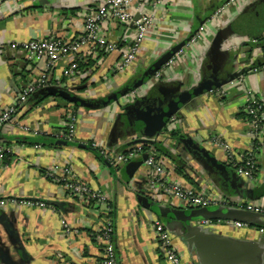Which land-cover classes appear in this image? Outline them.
Returning <instances> with one entry per match:
<instances>
[{"label":"crops","instance_id":"0c3cea01","mask_svg":"<svg viewBox=\"0 0 264 264\" xmlns=\"http://www.w3.org/2000/svg\"><path fill=\"white\" fill-rule=\"evenodd\" d=\"M102 0H0V112L14 104L27 84L45 74L47 86L65 89L85 100L99 102L135 82L158 59L188 39L172 62L163 66L157 80L142 86L143 95L95 108H73L41 89L19 104L10 121L0 124V198L43 202L46 207L8 205L0 207V264H100L99 232L112 222L113 244L118 264H167L153 234V221L162 219L146 209L142 197L161 205L189 211L166 194H152L147 186V168L142 154H153L169 181L204 190L230 202L252 201L264 207V136L255 153L259 166L253 180L239 176L227 162L222 148L209 144L213 135L237 154L249 151L246 120L241 109L244 90H251L264 104V40L262 0H164L141 9L151 17L150 27L136 59L123 72L113 66L133 29L105 20L99 34L115 46L109 51L82 47L61 58L52 67L45 59L29 61L13 43L31 39H77L84 18ZM220 15L214 17L216 10ZM202 27L201 37L189 43ZM255 41V42H254ZM76 64L73 76L67 72ZM238 74L222 86L226 95L208 92L185 104L165 128L145 139L139 130V98H167L196 85L207 76ZM44 87V88H45ZM144 104V103H143ZM69 115L76 118L71 141L61 135ZM174 133V135H171ZM201 144L226 170L216 169L185 142ZM141 140L146 142L141 143ZM66 142L63 144L61 142ZM94 144V146H92ZM148 144L150 148L132 161L113 165L105 158ZM131 172V162H140ZM68 167L71 175L103 192L104 203L85 201L51 182L46 173ZM202 231L257 243L262 252L255 264H264V236L260 226L234 228L193 220ZM166 228V227H165ZM172 244L181 264H199L195 248L180 225L169 227Z\"/></svg>","mask_w":264,"mask_h":264},{"label":"built area","instance_id":"2783aa9c","mask_svg":"<svg viewBox=\"0 0 264 264\" xmlns=\"http://www.w3.org/2000/svg\"><path fill=\"white\" fill-rule=\"evenodd\" d=\"M163 1L164 0H102L100 5L84 18L81 34L77 39H31L20 43H13L10 47L23 51L25 57L29 61L36 62L40 59H45L48 67H52L61 58L78 53L82 47L87 46L92 50L100 51L114 49L115 46L108 43L106 39L99 34L100 25L105 20L112 19L117 23L124 24L128 28L133 29L132 37L126 40L125 45L120 49L119 58L113 66L114 71L123 72L136 59L142 41L151 24L150 15L142 13L141 9L149 3L156 5L163 3ZM221 12L222 8L216 10L214 17L220 15ZM136 14H139V17L133 21V17ZM132 21L133 24L130 25ZM201 33L202 27L190 38L189 43H195L201 37ZM262 37L264 38V33ZM181 51L182 50H179L177 54H180ZM173 58L174 56L171 57L164 66L169 65ZM261 67L264 68V65H261ZM76 71V64L73 63L67 75L73 76ZM159 76L160 72L157 71L150 79V83L157 80ZM47 84V78L45 74H43L39 79L22 88L16 96L14 104L0 112V124L10 121L15 114L17 106L25 102L32 93L44 88ZM142 92V86L135 88L122 96L121 100L128 103L135 98L141 97L143 95ZM208 93L214 97L221 98L226 95V90L220 87L210 90ZM241 102L242 113L248 126L246 134L251 140L249 151L237 154L217 135H213L209 138V144L224 150L227 162L235 168L239 176L245 180H253L257 173L255 153L263 144L264 104L251 90H244ZM75 124V116L69 115L64 132L61 135L64 141L72 140L76 127ZM92 146H94V144H92ZM5 153V148L0 145V161L4 158ZM141 153V144L126 152L115 155H109L104 151L105 158L113 165L128 163ZM143 164L148 171L147 186L152 194H166L189 208L232 206L238 209L264 214V207L252 201L230 202L224 198L208 193L207 191L196 190L182 183L167 180L163 166L153 154H148ZM46 177L51 182L61 185L69 194L83 199L86 202L94 201L97 203H104L107 199L103 192L93 189L85 182L74 178L68 167H61L59 170H50L46 173ZM8 205L37 208L46 207L43 202L39 201L19 200L12 197L0 198V207ZM213 222L230 225L237 229L248 227L247 224L237 221L201 220V223L205 225L213 224ZM152 226L155 240L158 248L163 254L165 262L167 264H181L179 253L173 246L169 232L165 228L164 223L161 220H154ZM258 232L264 236V227H260ZM112 237V224L110 222H105L98 235L102 250L100 264H118Z\"/></svg>","mask_w":264,"mask_h":264},{"label":"water","instance_id":"95a60500","mask_svg":"<svg viewBox=\"0 0 264 264\" xmlns=\"http://www.w3.org/2000/svg\"><path fill=\"white\" fill-rule=\"evenodd\" d=\"M264 7V0H262ZM139 17L136 14L133 17L135 21ZM133 21L130 25L133 24ZM188 42V39L178 43L168 54L163 56L149 66L143 74L131 85L106 96L99 102L85 100L65 89L45 87L41 93L46 96H57L66 102L83 108H95L106 106L111 102L118 101L122 96L131 90L145 85L152 76L159 71L164 64L173 57ZM238 74L228 75L220 78L217 76H207L200 80L196 85L177 91L170 97H157L152 101H147L146 97L139 98L134 105L140 103L142 107L138 110V125L142 136L150 139L161 132L171 118L185 104L189 103L196 97H199L210 90L222 87L233 78H237ZM144 103V104H143ZM146 140H141V143ZM190 148L204 161L216 169L226 170V167L217 161L201 144L192 139L185 141ZM66 144V142H61ZM147 154H142V160L146 159ZM140 162H131L127 167L131 168V172L139 166ZM139 202L148 210L162 219H166L164 226L169 231V227L180 225L185 233V237L189 245H192L198 255L199 264H255L257 257L262 252L260 246L255 242H244L233 240L222 235L213 234L202 231L200 227L192 224L193 220H230L247 224L248 226L264 227V214L238 209L232 206H210L202 208H191L188 212L168 206L161 205L155 200L142 197Z\"/></svg>","mask_w":264,"mask_h":264},{"label":"trees","instance_id":"16d2710c","mask_svg":"<svg viewBox=\"0 0 264 264\" xmlns=\"http://www.w3.org/2000/svg\"><path fill=\"white\" fill-rule=\"evenodd\" d=\"M257 40H264V38L262 36H260L259 38H257ZM261 65H264V47L262 48V62H261ZM78 106L77 105H73V108H77ZM171 135H174V133H172ZM150 148V146H148V144H142L141 145V149H142V152H145L147 151L148 149ZM5 156V154H4ZM257 167V171H258V165H256ZM106 222H110L112 224V222L110 220H107Z\"/></svg>","mask_w":264,"mask_h":264}]
</instances>
